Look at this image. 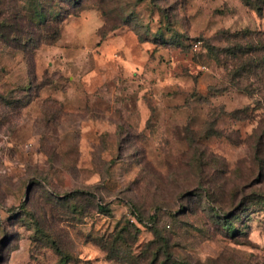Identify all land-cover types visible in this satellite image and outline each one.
Segmentation results:
<instances>
[{
	"label": "rangeland",
	"instance_id": "374dc122",
	"mask_svg": "<svg viewBox=\"0 0 264 264\" xmlns=\"http://www.w3.org/2000/svg\"><path fill=\"white\" fill-rule=\"evenodd\" d=\"M56 3L0 42V264H264V0Z\"/></svg>",
	"mask_w": 264,
	"mask_h": 264
},
{
	"label": "trees",
	"instance_id": "16d2710c",
	"mask_svg": "<svg viewBox=\"0 0 264 264\" xmlns=\"http://www.w3.org/2000/svg\"><path fill=\"white\" fill-rule=\"evenodd\" d=\"M27 1L29 2L28 7L21 11L16 7L18 0H0V42L10 44L13 39L8 36H13L14 34L23 41L24 38H30L33 34H38L37 30L40 31L41 29L39 26L36 27V25L43 24L44 30L42 31L47 35L44 38V42L41 38H39V41L44 44H52L59 37L60 22L73 12H64L57 3L54 7L49 8L50 10L48 11L43 4V0ZM47 5H50V3H47ZM260 46L262 44L259 42L255 47L259 48ZM256 66H260V64L256 63ZM154 217L155 215H152L150 219Z\"/></svg>",
	"mask_w": 264,
	"mask_h": 264
},
{
	"label": "built area",
	"instance_id": "2783aa9c",
	"mask_svg": "<svg viewBox=\"0 0 264 264\" xmlns=\"http://www.w3.org/2000/svg\"><path fill=\"white\" fill-rule=\"evenodd\" d=\"M201 41H196L194 44H193V48L194 49H197L199 46H200V43Z\"/></svg>",
	"mask_w": 264,
	"mask_h": 264
},
{
	"label": "clouds",
	"instance_id": "9594fccd",
	"mask_svg": "<svg viewBox=\"0 0 264 264\" xmlns=\"http://www.w3.org/2000/svg\"><path fill=\"white\" fill-rule=\"evenodd\" d=\"M100 23H102V21Z\"/></svg>",
	"mask_w": 264,
	"mask_h": 264
}]
</instances>
